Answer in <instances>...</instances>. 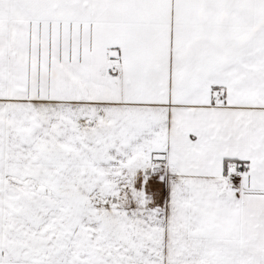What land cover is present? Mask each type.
<instances>
[{
	"label": "snow or ice",
	"instance_id": "obj_1",
	"mask_svg": "<svg viewBox=\"0 0 264 264\" xmlns=\"http://www.w3.org/2000/svg\"><path fill=\"white\" fill-rule=\"evenodd\" d=\"M0 264H264V0H0Z\"/></svg>",
	"mask_w": 264,
	"mask_h": 264
}]
</instances>
